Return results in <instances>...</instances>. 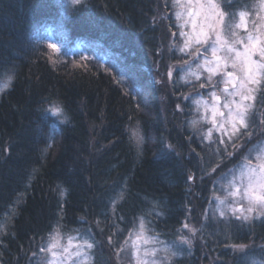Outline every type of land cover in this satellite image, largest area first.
Returning <instances> with one entry per match:
<instances>
[{
	"label": "trees",
	"instance_id": "16d2710c",
	"mask_svg": "<svg viewBox=\"0 0 264 264\" xmlns=\"http://www.w3.org/2000/svg\"><path fill=\"white\" fill-rule=\"evenodd\" d=\"M61 4L0 0V69L15 67L14 80L0 93V224L6 229L0 233V264H34L32 253L58 214L62 234H94V264H116L106 240L115 231L112 221L124 229L114 239L123 240L133 217L153 202L163 215H153L148 227L160 240L178 241L185 220L201 232L190 250L174 249L182 255L173 264H243L246 258L234 244L252 246L248 256L264 261V222L226 224L213 219L210 209L209 219L203 218L213 181L204 172L218 161L200 143L199 129L188 127L193 104L188 100L183 111L177 108L193 86L154 81L155 67L165 72L170 37L169 21L160 18L161 0H86L66 14ZM60 33L66 45L53 53L47 44L51 36L62 40ZM120 77L123 87L115 83ZM53 103L64 109L62 125L44 111ZM255 108L264 118L260 95ZM57 127L53 147L45 152L48 134ZM131 129L143 135L139 149ZM189 175L196 179L189 181ZM124 184L125 198L112 216L110 201Z\"/></svg>",
	"mask_w": 264,
	"mask_h": 264
},
{
	"label": "snow or ice",
	"instance_id": "6c2138e0",
	"mask_svg": "<svg viewBox=\"0 0 264 264\" xmlns=\"http://www.w3.org/2000/svg\"><path fill=\"white\" fill-rule=\"evenodd\" d=\"M85 3L86 0H69V7L78 10ZM161 5L163 11L160 18L169 21L170 48L180 54L182 61L180 67L185 72L182 79L193 87H196L195 82H199V89H209L207 97L196 91L195 97L198 98H193V103L199 115L198 119L190 121L193 128L204 122L206 128L200 133V143L207 144L218 161L204 175L211 177L224 166L225 160L234 161L233 166L221 174V180L212 182L209 200L211 217L226 224L251 223L257 219L264 222V118L258 117L255 108L258 94L264 103V0H249L248 3L241 0H161ZM169 12L172 13L171 19ZM173 28L176 30L172 31ZM47 47L53 53L60 52L56 43L48 42ZM185 56L187 59H184ZM48 58L53 64L57 62L51 54ZM88 59L81 56L82 61ZM175 67L169 65L165 74L170 83ZM0 76L4 78L0 85V92H3L15 78V67L0 69ZM188 77L194 79L190 81ZM115 83L123 87L126 80L120 77ZM125 94L131 95L127 89ZM181 95L189 99L191 94ZM139 107L137 103L136 108ZM177 108L183 111L179 104ZM44 111L56 116L60 125L67 121L59 104H50ZM56 131L58 127L48 134L45 152L53 147ZM130 140L137 149L144 142L138 129H131ZM166 147L174 150L171 144ZM203 178L200 177L201 180ZM195 179L194 175L188 177L189 181ZM126 190V184L121 185L119 193L111 199L112 216H117V205L124 200ZM158 207V203L153 202L151 209L133 217L132 227L123 240L114 239L124 229L119 228L115 220L112 221L115 231L106 240L114 251L116 264H122L120 257L126 250L129 251V264H173L174 259L182 255L175 248L188 245V250L191 249L193 241L189 236L180 235L178 241L170 245L160 240L159 233L148 227L153 215H163ZM105 217L107 219V214ZM118 218L124 220L122 215ZM203 218L205 221L209 219L208 210ZM101 223L100 219L96 220L97 226ZM60 228L58 214L57 224L46 240L41 238L37 252L32 253L33 257L40 264H93L92 251L97 242L91 230H84V233L74 230L78 234L68 235L65 243ZM185 229L193 238L199 231L187 220L182 222L178 231ZM5 231V226L0 224V233ZM0 246H3L2 241ZM232 248L244 254L246 259L243 264H248V261L250 264H264V261L248 256L245 250L252 251V246L234 244Z\"/></svg>",
	"mask_w": 264,
	"mask_h": 264
},
{
	"label": "rangeland",
	"instance_id": "374dc122",
	"mask_svg": "<svg viewBox=\"0 0 264 264\" xmlns=\"http://www.w3.org/2000/svg\"><path fill=\"white\" fill-rule=\"evenodd\" d=\"M61 7H62V12H63V14H66L71 8L69 7V0H62V4H61ZM176 30V29H175ZM174 30V31H175ZM60 36H61V38H62V40L60 39V40H57L54 36H51V42L52 43H56L59 47H60V49H64V47H65V45H66V36H62V34L60 33ZM182 39V38H181ZM171 40H172V37H171V35H170V37H169V40H168V42H167V46H166V52H165V54H166V60H165V64H166V67H165V72L164 73H161V74H159V73H157L156 72V67H155V72H153V75H154V81H156V82H162V83H159V84H161L162 86L164 85V84H170V82H169V80H168V78L166 77V72L169 70L168 69V66L169 65H176V67L172 70V82H173V84H174V81H175V83L177 82L178 84V86L180 85V84H186L185 83V81L182 79V77H184V75H185V72L184 71H182L181 70V67H180V65H181V63H182V61H181V59H180V54L178 53V52H176V50L175 49H172V48H170V44H171ZM71 51H73V50H71ZM171 54L172 55H174V57L172 58V56H171ZM184 59H187V56H185L184 57ZM158 71V70H157ZM188 79L191 81V80H193L194 78H192V77H188ZM204 79V77L203 76H201V80H203ZM171 82V83H172ZM196 83V87H193V90H188V92H186V93H184V95H189V94H191V95H189V99H184L183 98V96H181L180 98H181V102L180 103H178L180 106H182V103L183 102H186V101H190L192 104H193V106L194 107H192V110L190 109V111H191V113L193 114V116L191 117V120H189V122H188V127L189 128H192V126H191V124H190V121H192V120H194V119H198V113H196L195 112V108H196V105L193 103V98H198V97H195V93H196V91L198 90L200 93H202L205 97H207V94H208V91H209V89H207V88H204V89H199L198 88V84H199V82H195ZM1 93V92H0ZM259 95V94H258ZM258 95H257V100H258ZM181 109V108H180ZM262 114H263V110H258V116H259V118H263L262 117ZM196 128H198L199 129V131L200 132H202V131H204L205 130V128H206V125L204 124V122L202 121L200 124H198L197 126H196ZM215 135V134H214ZM233 163H234V161L233 162H228L227 160H225V163H224V166H222L220 169H218L217 170V172L215 173V174H213L212 176H211V180H213V181H216V180H221L222 179V173H224V172H226L229 168H231L232 166H233ZM212 181V182H213ZM212 184V183H211ZM211 188H212V185H211ZM211 188H210V190H211ZM211 199V191H210V193H209V197H208V207H207V210L209 211V200ZM191 226H193V227H196L197 229H199L197 226H195V225H193V224H191V223H189ZM62 233V232H61ZM81 233H84V232H81ZM78 233H75V234H71V235H73V236H75V235H77ZM180 235H187V236H189V239H192V241H193V243L196 241V240H199V238L201 237V232H200V229H199V231L196 233V235H195V237L193 238L191 235H189V233H188V230L187 229H185L183 232H180ZM63 236H64V240H63V242H67V237H68V235H65V234H63ZM192 243V244H193ZM192 246V245H191ZM92 255H93V257H94V252L92 251ZM129 251H128V254H127V260H126V264H129ZM35 263L34 264H40V261H38L37 260V258H35ZM93 264H94V260H93ZM124 264H125V262H124Z\"/></svg>",
	"mask_w": 264,
	"mask_h": 264
}]
</instances>
